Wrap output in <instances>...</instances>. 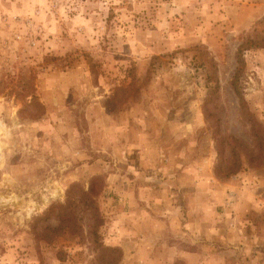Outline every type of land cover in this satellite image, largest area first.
Returning a JSON list of instances; mask_svg holds the SVG:
<instances>
[{
	"label": "rangeland",
	"instance_id": "1",
	"mask_svg": "<svg viewBox=\"0 0 264 264\" xmlns=\"http://www.w3.org/2000/svg\"><path fill=\"white\" fill-rule=\"evenodd\" d=\"M0 264H264V0H0Z\"/></svg>",
	"mask_w": 264,
	"mask_h": 264
},
{
	"label": "trees",
	"instance_id": "2",
	"mask_svg": "<svg viewBox=\"0 0 264 264\" xmlns=\"http://www.w3.org/2000/svg\"><path fill=\"white\" fill-rule=\"evenodd\" d=\"M231 173H233V171L228 173V175L231 174ZM93 194H94V190H93L92 187H89L86 192H84V191L80 192L79 202L81 204L82 210L83 211H88L89 214L94 216L95 220L98 221V223H100L101 222V217L98 214V211L97 210L95 211V209H97V207H96L97 205H96L95 199L92 198ZM59 208L66 209V204L65 205H59ZM66 212H68V210H66ZM70 215H71V213H70ZM65 219H66V214H63L61 216V223L64 222ZM65 222L67 223L68 220L66 219ZM67 226H69L67 228H69V230H71V232L75 231V227H72L71 225H67Z\"/></svg>",
	"mask_w": 264,
	"mask_h": 264
},
{
	"label": "crops",
	"instance_id": "3",
	"mask_svg": "<svg viewBox=\"0 0 264 264\" xmlns=\"http://www.w3.org/2000/svg\"><path fill=\"white\" fill-rule=\"evenodd\" d=\"M135 189V188H134Z\"/></svg>",
	"mask_w": 264,
	"mask_h": 264
}]
</instances>
